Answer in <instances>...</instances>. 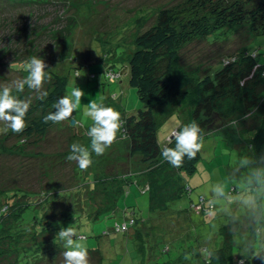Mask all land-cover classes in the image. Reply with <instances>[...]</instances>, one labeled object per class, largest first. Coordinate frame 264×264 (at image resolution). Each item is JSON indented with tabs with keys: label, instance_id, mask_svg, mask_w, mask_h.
Here are the masks:
<instances>
[{
	"label": "trees",
	"instance_id": "obj_1",
	"mask_svg": "<svg viewBox=\"0 0 264 264\" xmlns=\"http://www.w3.org/2000/svg\"><path fill=\"white\" fill-rule=\"evenodd\" d=\"M242 26H247L254 37L264 35V0H183L159 8L154 23L137 31L132 41L134 48L127 54L130 84L137 89L142 107L136 114H127L122 109L117 133V139L124 143L129 155L137 156L144 166L139 173L141 176L131 172L103 176L75 169L78 180L89 188L88 199L83 198L79 187L52 192L47 188L33 191L14 184L0 186V264H57L60 255L68 250L56 236L60 227L72 225L77 236L87 240L86 229L114 217L119 201L130 185L136 184L142 193H147L151 208L168 217L172 212L171 204L193 192L186 183V176L197 172L202 153L200 150L194 160L185 157L178 169L163 159L162 148H174L175 140L173 137L164 143L159 141L162 110L171 116L183 108L181 111L187 116L185 125L197 123L202 129L203 139L215 115L226 120L228 134L231 131L238 133L236 137L226 138L238 144L239 163L246 157L248 164L255 168L254 173L259 174L260 164L264 163V62L257 51L246 48L207 69L187 65L185 71L176 74V65L186 46L209 37L223 40L234 27ZM110 72L118 76L120 73L114 68L105 71L107 81L114 83L117 78L111 81ZM67 87L68 76L50 69L45 74L40 92L29 89L27 85L22 92L15 89L12 95L28 100L30 108L23 132L15 133L10 128L4 132L5 125L3 129L0 127V154L20 151L23 154L27 147L39 142L59 124H45L43 117L55 111L53 104L66 95ZM111 103L115 102L110 100L104 106L110 107ZM179 117L181 119L182 114ZM236 120L237 127L231 126ZM240 125L243 127L239 131ZM86 133L78 132L76 136L81 139L79 144L91 151V140ZM246 134L250 138L244 140ZM11 138L15 140L14 145H8ZM242 164L239 167L243 168ZM241 174L243 176L244 172L240 171ZM257 180L252 181L256 190ZM200 197L203 195L198 197V205ZM204 199L201 212L207 214L216 206L213 201ZM191 203L192 211L199 212L197 203ZM184 213L185 218H189L187 212ZM123 216L129 222L130 215L124 212ZM139 218L135 217L136 223ZM136 223L130 225L126 232L116 231L115 223L103 234L127 233ZM233 230L232 225L221 228L224 240L212 251V264L229 263L235 239ZM99 248L87 247V250L99 261L98 264H102Z\"/></svg>",
	"mask_w": 264,
	"mask_h": 264
},
{
	"label": "rangeland",
	"instance_id": "obj_2",
	"mask_svg": "<svg viewBox=\"0 0 264 264\" xmlns=\"http://www.w3.org/2000/svg\"><path fill=\"white\" fill-rule=\"evenodd\" d=\"M182 1L0 0V90L4 86H10L13 94L16 89L13 82L28 75L23 71L26 62L33 57H42L48 65L45 74L52 69L68 76L67 96L71 95L75 87H79L85 93L72 118L55 125L43 139L27 147L23 154L21 151L0 154V186L14 184L33 191L47 188L52 192L60 188L79 187L83 198L88 199L89 188L82 185L75 171L80 168L75 161L67 159L71 154V145L79 144L81 141L78 140L77 133L88 131L93 124L91 118L84 115L85 106L91 101L104 106L106 102L112 100L115 103H111L110 107L119 114L122 109L127 114L138 112L142 102L137 89L130 84L127 55L134 48L132 41L138 30L150 27L154 23L159 8ZM246 48L253 52L257 51L258 57L264 62V35L254 37L247 26L234 27L230 35L223 40H213L210 37L196 40L182 51L180 62L176 65V74L185 71L187 65L207 69L222 63L223 58ZM113 68L120 75L114 83H109L105 71ZM118 105L122 107L120 110ZM181 110L171 116L165 114L164 110L161 111L162 121L158 131L160 143L173 138L172 133L185 126L187 116ZM181 114L183 118L180 119ZM237 120L230 125L237 127ZM226 123V120L214 116V122L208 128L206 138L202 140V159L197 172L186 176V183L193 188V192L170 206L171 213H176V220L183 216L180 214L181 211L188 214L190 222L181 227L182 238L173 241L171 236L161 235L162 229L158 226H153L156 236L153 238L151 229L148 231L143 229L144 239L141 243L142 246H147V256L152 249L155 251L152 263L146 264H154L153 262L159 259L174 260L172 262L174 263L175 253L183 245L186 248L188 244L197 245L198 242L203 249L207 250L208 246L211 249L214 241L209 238L212 235L224 238L221 235V228L228 222L226 220L228 213L239 216V212L243 211L247 214L246 203H251L250 191L253 190L255 195H264V182L261 184L264 177L259 179L260 190L254 189L252 181H256L258 174L254 173L255 168L248 164L246 157L241 159L243 168L239 167L241 157L238 144L226 138L236 137L238 133L231 131L228 134ZM3 125L4 122H0L2 129ZM242 127L240 125L239 131ZM252 133L251 131L249 134ZM250 135L246 134L244 140L249 139ZM14 144L15 140L11 138L8 145ZM89 145L91 149V144ZM91 159L93 161L91 166L82 170L85 174L113 176L131 172L139 175L144 167L137 156L129 155L124 143L117 138L106 148L103 155L96 156L91 152ZM240 171L244 172L243 176L240 175ZM133 193L136 194V198ZM200 195L208 202L213 201V205L216 206L214 210L208 212L209 214L201 215L192 211L191 202H197ZM246 195L248 200L244 202ZM146 202L149 203L148 196L142 194L136 184L130 185L126 195L119 201L118 213L86 229L89 238L80 239V242L89 248L100 246L102 264H136L129 254V251L141 250L140 241L133 235L134 230L138 231L136 225L127 233L111 232L109 235L103 233L109 231L116 222L125 221L122 211L137 218L138 215L134 216L136 208L141 212L144 210L141 206ZM147 217L150 215H146ZM258 226L255 234L260 237L264 234V225ZM140 228L142 230V226ZM168 247L170 250L165 251ZM63 253L57 264H64ZM188 258L189 255L186 256L187 260ZM179 261H184L182 256L177 260ZM196 262L203 264L202 257H198ZM98 263L95 257L88 254V264Z\"/></svg>",
	"mask_w": 264,
	"mask_h": 264
},
{
	"label": "clouds",
	"instance_id": "obj_3",
	"mask_svg": "<svg viewBox=\"0 0 264 264\" xmlns=\"http://www.w3.org/2000/svg\"><path fill=\"white\" fill-rule=\"evenodd\" d=\"M47 68L48 65L42 57L31 58L25 65V71L28 73L27 77L14 81V87L17 91L22 92L25 85H27L29 89L40 92L45 81V69ZM77 76H79V73H77ZM42 95H46V93H42ZM84 95L85 93L79 87H75L70 96H62L53 104L55 111L45 115L43 122L45 124L49 122L59 123L72 118ZM29 108L30 102L28 100L15 98L11 94V87L4 86L0 90V122L5 124L2 131L6 132L10 128L15 133L23 132L25 117ZM85 109L84 115L93 121L92 126L86 133L91 140V152H94L96 156H101L117 138L121 126L120 114L113 108L105 107L95 101H91L85 106ZM74 123L76 122L74 121ZM172 136L175 140V147L164 146L161 155L165 161L178 169L182 167L185 157L188 160H194L197 153L200 152L203 146L202 129L197 123L192 122L182 129L174 131ZM91 152L87 147L73 143L71 154L67 159L75 161L81 170H86L93 162ZM56 236L64 242L65 249H68L63 253L64 264H88L87 247L80 242V238L72 225L67 228L60 227Z\"/></svg>",
	"mask_w": 264,
	"mask_h": 264
},
{
	"label": "crops",
	"instance_id": "obj_4",
	"mask_svg": "<svg viewBox=\"0 0 264 264\" xmlns=\"http://www.w3.org/2000/svg\"><path fill=\"white\" fill-rule=\"evenodd\" d=\"M260 172L256 176L258 179V184H259V179L264 177V163L260 164ZM264 182V178L261 182V184ZM261 184L258 185V190H260ZM139 189V188H138ZM247 192V195H251V203L248 204L246 203V208H247V214L245 212H239L240 215H232V213H228L226 216V220L228 221L226 224V227L229 225H232L234 227V244L232 246L231 250V259L228 264H264V234H262L260 237L256 236V231L259 229V226L264 225V200L263 197L264 195H255L252 191ZM146 194L147 193H142ZM133 195L136 198V194L133 193ZM247 195L244 197V202L248 200L246 199ZM149 200V196H148ZM198 205V200L197 202ZM144 210L141 212L137 211L136 208V215H138L140 218L137 220L136 226L138 227V231L134 230L133 235L137 237V239L140 241L139 244L142 242L141 240L144 239L142 233L143 229L148 231V229H151V237L155 238L154 232H153V226L154 227H161L162 234L166 236H171L173 241L179 240L182 238L183 230L181 227L183 225H186L190 222L189 218H185L184 216V211H181V216L180 218H172L174 216V213L170 212L171 217L168 215V217L162 216V212L159 210H154L151 208V203L149 201L144 204V206H141ZM199 209V213L201 215H204L201 210L202 206H197ZM229 209H232V207H229ZM170 210V209H169ZM245 210V209H242ZM123 212V211H122ZM211 211H209L210 213ZM118 213V212H117ZM142 213V214H141ZM208 213V214H209ZM124 214V212L122 213ZM150 215V217L146 218V215ZM191 218V217H190ZM147 223L149 226H147ZM142 226V230L141 227ZM134 227V226H133ZM155 229V228H154ZM141 231L140 233H138ZM160 235V236H161ZM221 235H223L221 233ZM133 236V237H134ZM224 237V236H223ZM160 238V237H158ZM209 239H212L214 241L211 249H209L210 246L203 249L201 247V244L197 242V245L193 244H188L186 248L183 247L179 248L178 251L175 253L176 256L174 257L176 260L174 263H172L174 260H156L153 263L154 264H198L196 262V259L198 257H202V263L203 264H212V251L218 247H220L223 244L224 238H220L217 235H212ZM156 240V239H154ZM190 241H195V240H188ZM147 246L144 245L142 246L141 243V250H137V252H130V258H132L133 262L136 264H146V262H151L154 260V253L155 251L152 252L149 251V256H147V251L146 248ZM201 247V248H200ZM195 249V250H193ZM170 247L165 249V251H169ZM180 250H183V252H180ZM199 250H202L201 253ZM206 250V251H205ZM164 253V252H163ZM119 254V253H117ZM128 255V254H127ZM189 255L188 260L186 259V256ZM182 256L184 261H179L177 260ZM178 257V258H177ZM137 258V261H136Z\"/></svg>",
	"mask_w": 264,
	"mask_h": 264
},
{
	"label": "built area",
	"instance_id": "obj_5",
	"mask_svg": "<svg viewBox=\"0 0 264 264\" xmlns=\"http://www.w3.org/2000/svg\"><path fill=\"white\" fill-rule=\"evenodd\" d=\"M117 74H114L113 72H110V80L111 81H115L116 78H117ZM204 196L203 197H200V204L199 206H203V203H204ZM209 209H207L208 211ZM129 222L127 221H123V222H116V225H115V230L118 231V232H126L130 225H133L136 223V219L135 217L133 216H130V218H128Z\"/></svg>",
	"mask_w": 264,
	"mask_h": 264
}]
</instances>
